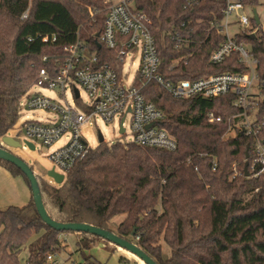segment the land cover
<instances>
[{
	"label": "trees",
	"instance_id": "16d2710c",
	"mask_svg": "<svg viewBox=\"0 0 264 264\" xmlns=\"http://www.w3.org/2000/svg\"><path fill=\"white\" fill-rule=\"evenodd\" d=\"M259 1L244 0L253 7ZM109 3L0 0V138L17 121L21 97L40 68L63 58L64 46L75 39L77 31L99 56V64L117 65L113 51L97 46ZM137 3L150 18L161 71L167 78L246 71L238 53L220 63L210 61L209 51L223 39L212 28L214 19L222 16V1L199 0L194 9L185 8V0ZM26 10L28 16L23 18ZM257 26L254 38L248 32L237 33V38L258 59L264 92V32L261 24ZM175 32L183 38L179 46L173 38ZM53 34L55 41L51 40ZM45 35L50 36L48 42L43 40ZM45 56L48 62L43 60ZM143 91L165 111L163 126L177 138V148L104 141L71 169L60 186L37 175L50 216L60 222L108 229L138 244L158 264H264V171L255 175L262 165L252 167L254 135L239 126L245 116L234 104L236 95L177 99L155 83ZM209 112L221 120L209 121ZM247 113L256 118L264 133V102L249 106ZM0 166L22 176L30 188L16 165L0 159ZM120 214L125 217L114 229L112 220ZM64 232L43 221L31 193L27 203L0 209V264H46L48 253L60 248ZM79 234L81 252L100 238L89 232ZM36 235L37 240L30 242ZM162 241L171 248L169 256L163 255ZM27 245L30 252L23 262L20 253Z\"/></svg>",
	"mask_w": 264,
	"mask_h": 264
},
{
	"label": "built area",
	"instance_id": "2783aa9c",
	"mask_svg": "<svg viewBox=\"0 0 264 264\" xmlns=\"http://www.w3.org/2000/svg\"><path fill=\"white\" fill-rule=\"evenodd\" d=\"M109 1L98 42L101 47L104 45L114 52L113 58L117 65L114 66L110 62L99 64V56L89 50L77 31L75 39L64 46V57L50 63L49 67H41L36 80L21 97L19 111L24 108L48 113L44 118L24 121V141L33 143L35 149V140L45 146H52L63 139L62 144L50 152L49 158L55 170L65 175V179L71 169L85 159L93 148L84 136L82 127L96 116L106 122L118 118L125 131L129 116L131 142L175 150L178 140L163 126L165 111L149 101L143 91L146 85L155 83L160 90L177 99L194 95L218 97L234 93V104L243 109L242 115L245 116L239 126L254 135L255 156L252 167L262 165V169L255 175L264 171V133L256 118L247 113L249 106L256 107L259 102H264V92L257 72L258 59L251 52V47L237 38V33L251 34L258 31L259 27L254 23L253 14L250 16L246 12L249 5H246L244 0H219L224 3L222 16L214 19L212 28L222 34L223 39L209 52L210 61L213 63H220L230 54L238 53L239 61L246 66V71H222L195 79H177L167 78L161 71V57L149 25L150 18L138 6V0ZM198 1L185 0L184 7L194 9ZM27 16L28 10L22 14L23 18ZM235 24L244 29L231 35L229 28ZM51 38L52 41L57 40L55 34ZM173 38L176 40V46L183 41L178 32L173 34ZM43 40L48 42L50 36H43ZM138 53V71L131 83L127 84V74H121L122 68L128 57L133 62V57ZM43 60L48 62V57L45 56ZM185 60H188L187 57ZM256 80L258 81L255 83ZM33 86L49 89L55 92L59 99L40 91H32ZM79 87L86 92L87 100H81ZM67 91L72 93L73 101L67 98ZM123 117L125 119L122 121ZM208 117L209 121L221 120V117L213 112H209ZM56 256L57 252H49L46 264H65L60 263Z\"/></svg>",
	"mask_w": 264,
	"mask_h": 264
},
{
	"label": "rangeland",
	"instance_id": "374dc122",
	"mask_svg": "<svg viewBox=\"0 0 264 264\" xmlns=\"http://www.w3.org/2000/svg\"><path fill=\"white\" fill-rule=\"evenodd\" d=\"M118 1V0H112ZM257 9V13L260 16L261 21V28L264 32V0H260L257 6H254ZM253 6H248L246 8L247 14L252 16L253 14ZM255 24L256 21L254 20ZM244 29L242 26L235 24L230 26L229 33L234 35L236 32H241ZM139 53L133 57V62L130 57H128L125 61V64L122 68L121 74H127L126 83L130 84L134 75L137 73L139 68ZM258 80L255 81V83ZM32 85V84H31ZM30 85V86H31ZM257 86V84H256ZM81 90V100H87V94L79 87ZM32 91H40L41 93L48 95L53 98H58L55 92H52L46 88H40L38 86H33ZM66 96L70 101H73V96L70 91L66 92ZM28 115V117H27ZM48 115V113L44 111H32L22 109L18 113L17 121L9 128L6 135L12 136L17 139L22 145L20 147H12L7 146L9 150H11L14 154L21 157L25 162H27L35 172V174L40 175L43 177L50 185L52 186H60L61 184L55 182L54 178L49 177L47 175V171L53 167V163L49 158L50 152L56 149L60 144H62L63 139L59 140L56 144L52 146H45L40 141L35 140L37 147L35 149H31L29 145L24 141L23 137V130L22 126L25 120L32 119H41ZM129 122L130 117H127L126 120V131L124 133L120 132V122L118 118H116L112 122H106L101 119L99 116H96L90 122H87L82 127V132L84 136L89 141L90 145L95 147L99 142L98 137V130H100L104 136L105 142L109 144H114L116 142H130L132 140V133L129 129ZM234 134V131H231L230 134ZM66 180V179H65ZM125 214L117 215L112 220V228H116V226L124 219ZM39 235H36L30 239V242H35ZM81 237V234L75 233L74 231H66L63 235H60L61 245L60 248L56 251H52V253L57 252L56 258L60 263L68 264L73 262L74 264L78 263H88V262H95L98 264H147L142 259L138 258L137 255L131 253L127 249L118 246L117 244L104 239L102 237L97 238L94 243L88 249H83L84 251L81 252L79 249L77 240ZM134 240V239H133ZM37 244H35L36 247ZM162 248H163V255L169 256L171 253L170 246L165 242L162 241ZM30 252V248L25 247L22 252L20 253V258L25 260ZM86 257V259H84ZM90 259V260H88Z\"/></svg>",
	"mask_w": 264,
	"mask_h": 264
},
{
	"label": "water",
	"instance_id": "95a60500",
	"mask_svg": "<svg viewBox=\"0 0 264 264\" xmlns=\"http://www.w3.org/2000/svg\"><path fill=\"white\" fill-rule=\"evenodd\" d=\"M253 17L254 20L256 21L257 24H260V17L259 14L257 13V9L254 7L253 8ZM99 36V34H98ZM251 37H255V33H251ZM97 46L100 48L101 44L98 42ZM210 52V51H209ZM76 94L78 95V91L76 90ZM129 110H131V106L129 107ZM125 119L123 117L122 121ZM151 126V125H149ZM125 127L121 124L120 126V132L124 133ZM98 137H99V142H104V136L102 132L99 130L98 131ZM1 143L3 145L7 146H12V147H20L22 144L15 139L12 136L9 135H4L1 138ZM31 149H34V145L31 142L27 143ZM249 157V154H247V158ZM0 159L6 160L14 165H16L19 169L22 170V172L26 175L27 179L29 180L30 183V188H31V193L33 197V201L35 203L36 209L38 210L41 218L43 221L48 224L50 227L55 228L57 230H63V231H74L75 233H82V232H89L93 235L102 237L104 239H107L115 244H117L120 247H123L130 251L131 253H134L137 255L138 258L142 259L145 263L147 264H158L150 255H148L138 244L135 242L123 238L119 236L118 234L102 228L98 227L89 223H82V222H60L55 219H53L43 200V196L40 190L39 186V181L37 174L33 171L32 167L25 162L21 157L18 155L14 154L11 150L6 148L5 146H0ZM248 166H249V161L247 160L245 163V171L246 174H248ZM47 175L49 177L54 178L55 182L62 184L65 181V175L57 172L54 167L50 168L47 171ZM135 234V230L132 232V235Z\"/></svg>",
	"mask_w": 264,
	"mask_h": 264
},
{
	"label": "crops",
	"instance_id": "0c3cea01",
	"mask_svg": "<svg viewBox=\"0 0 264 264\" xmlns=\"http://www.w3.org/2000/svg\"><path fill=\"white\" fill-rule=\"evenodd\" d=\"M30 199L31 190L24 178L14 176L5 167L0 166V209L9 205H23Z\"/></svg>",
	"mask_w": 264,
	"mask_h": 264
},
{
	"label": "flooded vegetation",
	"instance_id": "af4514ba",
	"mask_svg": "<svg viewBox=\"0 0 264 264\" xmlns=\"http://www.w3.org/2000/svg\"><path fill=\"white\" fill-rule=\"evenodd\" d=\"M3 147H4V145H3ZM7 148V147H6Z\"/></svg>",
	"mask_w": 264,
	"mask_h": 264
}]
</instances>
